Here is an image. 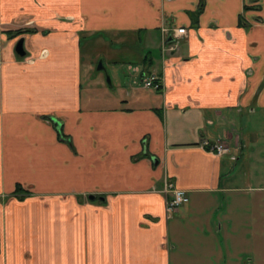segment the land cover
I'll return each instance as SVG.
<instances>
[{"label": "crops", "instance_id": "0c3cea01", "mask_svg": "<svg viewBox=\"0 0 264 264\" xmlns=\"http://www.w3.org/2000/svg\"><path fill=\"white\" fill-rule=\"evenodd\" d=\"M126 35L139 83L97 95L82 41ZM246 113H264V0H0V264H264V216L247 213L264 171L234 169ZM165 182L188 196L172 214ZM251 226L255 250L218 249Z\"/></svg>", "mask_w": 264, "mask_h": 264}, {"label": "rangeland", "instance_id": "374dc122", "mask_svg": "<svg viewBox=\"0 0 264 264\" xmlns=\"http://www.w3.org/2000/svg\"><path fill=\"white\" fill-rule=\"evenodd\" d=\"M131 37V35H126L123 39L124 43L122 45L114 44V39H112L111 42L101 38H96L94 40L87 39L82 41V55L85 63L83 72L84 76H82V81L83 84L86 83L84 84L86 85L85 87L90 88L89 90L96 93L97 95L103 96L105 94V90H107L109 93L113 92L114 88L117 86V78L120 79L121 83H123V81L126 84L139 83V79L136 78L137 73L135 72V70L131 67L128 68V66H133V64H128L130 61H134L140 65L139 57L143 56L144 46L139 42L137 37L133 41L131 40ZM109 43H111V45ZM116 62L119 64H116ZM100 65L102 66V68L99 69L98 67ZM88 68L89 70L92 69V73L95 76L87 75ZM245 118L247 120V128L245 127V136L243 137L244 139H246V151H249L250 157L247 156V152L243 159L235 162L236 166H234V169L236 171H242L244 170V168H247L250 171H264V151L261 154L263 157L254 155L257 149L264 150V113H260L257 118H252L246 113ZM252 183L256 184L255 180L252 181ZM243 186L244 184H242V187ZM245 187H248V184H245ZM251 187L252 186H249V188H245L238 192L241 194V196H243L241 198H243V200H245L247 203H250L253 200V196H255L256 193L260 192L258 189H254ZM18 195L21 194L18 193ZM250 212V216H255V214H258V212L264 216V208L262 209V211L258 209L255 211L254 209L247 210V213ZM254 229L255 226H251L248 227L245 233H243V231H238L237 233L234 232L236 234H233L232 232V235L236 236H238V233L240 232L244 236H246L248 240L245 242L242 241L243 244L240 245V242L238 241L231 240L232 242H228L227 240L223 239L222 241L220 240L216 242L217 244H219L218 249H221L223 254H226L227 250L231 252H237L242 249L244 250L245 248L248 250H255L257 248V241L255 238H253V235H255ZM260 248L264 252V245Z\"/></svg>", "mask_w": 264, "mask_h": 264}, {"label": "built area", "instance_id": "2783aa9c", "mask_svg": "<svg viewBox=\"0 0 264 264\" xmlns=\"http://www.w3.org/2000/svg\"><path fill=\"white\" fill-rule=\"evenodd\" d=\"M162 33L165 37H168L169 35L172 36V38H176L177 36H181L185 33L184 27H177L172 28L170 31L168 29L162 28ZM167 41V40H166ZM164 40L161 47V52L164 55L165 52L168 50H173V47L170 43H166ZM142 85L147 88H152L154 90H158L161 87V83L158 77L151 76V77H144L141 80ZM203 145L207 147V149L216 154V155H224L228 153L229 147L224 144L222 141H215V142H209L204 141ZM162 192L166 194H171L170 196H167L166 202H165V211L167 214L174 213L181 204L188 201V196L186 192L182 189L175 188L171 183H164Z\"/></svg>", "mask_w": 264, "mask_h": 264}, {"label": "water", "instance_id": "95a60500", "mask_svg": "<svg viewBox=\"0 0 264 264\" xmlns=\"http://www.w3.org/2000/svg\"><path fill=\"white\" fill-rule=\"evenodd\" d=\"M15 51H16V53H18V54H20V55H23L24 54V48H23V38H19L18 40H17V42H16V44H15ZM101 66V65H100ZM56 120H54V122H55ZM95 197H96V195H94V194H89L88 195V198L90 199V200H93V199H95ZM98 199H103V197L102 196H98Z\"/></svg>", "mask_w": 264, "mask_h": 264}, {"label": "trees", "instance_id": "16d2710c", "mask_svg": "<svg viewBox=\"0 0 264 264\" xmlns=\"http://www.w3.org/2000/svg\"><path fill=\"white\" fill-rule=\"evenodd\" d=\"M26 31H28V30H18V31H16L15 33L18 34V33L26 32ZM146 58H148V57L146 56ZM146 58H144V59H146ZM144 65H145V67H146V66L149 67V66L151 65V63H148V64L145 63ZM18 193L22 194V193H24V192H22L21 188L18 187V188L15 190L14 194L17 195Z\"/></svg>", "mask_w": 264, "mask_h": 264}, {"label": "flooded vegetation", "instance_id": "af4514ba", "mask_svg": "<svg viewBox=\"0 0 264 264\" xmlns=\"http://www.w3.org/2000/svg\"><path fill=\"white\" fill-rule=\"evenodd\" d=\"M161 83V82H160ZM162 90V84H161V87L158 89V91H161Z\"/></svg>", "mask_w": 264, "mask_h": 264}]
</instances>
